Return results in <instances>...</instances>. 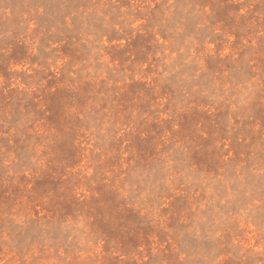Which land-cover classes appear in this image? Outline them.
I'll list each match as a JSON object with an SVG mask.
<instances>
[{"label":"rangeland","instance_id":"374dc122","mask_svg":"<svg viewBox=\"0 0 264 264\" xmlns=\"http://www.w3.org/2000/svg\"><path fill=\"white\" fill-rule=\"evenodd\" d=\"M0 264H264V0H0Z\"/></svg>","mask_w":264,"mask_h":264}]
</instances>
